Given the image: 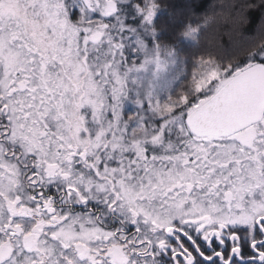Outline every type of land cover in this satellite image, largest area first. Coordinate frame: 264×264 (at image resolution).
Here are the masks:
<instances>
[{
    "label": "snow or ice",
    "instance_id": "snow-or-ice-1",
    "mask_svg": "<svg viewBox=\"0 0 264 264\" xmlns=\"http://www.w3.org/2000/svg\"><path fill=\"white\" fill-rule=\"evenodd\" d=\"M0 264H264V0H0Z\"/></svg>",
    "mask_w": 264,
    "mask_h": 264
},
{
    "label": "trees",
    "instance_id": "trees-1",
    "mask_svg": "<svg viewBox=\"0 0 264 264\" xmlns=\"http://www.w3.org/2000/svg\"><path fill=\"white\" fill-rule=\"evenodd\" d=\"M230 0H193V3L198 8V11L203 13L217 12L221 17H227L228 5ZM258 21V16H257ZM223 20H221L216 28V31H221V26L223 24ZM239 40V37H237Z\"/></svg>",
    "mask_w": 264,
    "mask_h": 264
}]
</instances>
